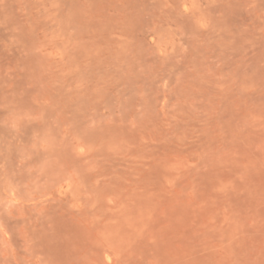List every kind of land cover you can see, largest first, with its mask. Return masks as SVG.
Returning a JSON list of instances; mask_svg holds the SVG:
<instances>
[{
	"label": "rangeland",
	"instance_id": "rangeland-1",
	"mask_svg": "<svg viewBox=\"0 0 264 264\" xmlns=\"http://www.w3.org/2000/svg\"><path fill=\"white\" fill-rule=\"evenodd\" d=\"M0 264H264V0H0Z\"/></svg>",
	"mask_w": 264,
	"mask_h": 264
}]
</instances>
